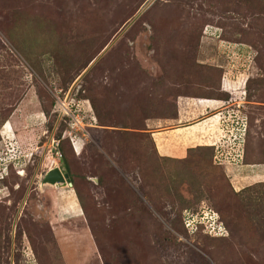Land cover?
<instances>
[{
    "label": "rangeland",
    "instance_id": "1",
    "mask_svg": "<svg viewBox=\"0 0 264 264\" xmlns=\"http://www.w3.org/2000/svg\"><path fill=\"white\" fill-rule=\"evenodd\" d=\"M188 95L235 100L162 158ZM0 264H264V0H0Z\"/></svg>",
    "mask_w": 264,
    "mask_h": 264
},
{
    "label": "crops",
    "instance_id": "2",
    "mask_svg": "<svg viewBox=\"0 0 264 264\" xmlns=\"http://www.w3.org/2000/svg\"><path fill=\"white\" fill-rule=\"evenodd\" d=\"M235 45H240L239 48L235 46L236 50H240L241 45L244 44L238 43ZM237 70L239 68L229 66L226 71ZM225 75L224 70L221 77L220 92L228 91L232 87L231 85H234V80L227 78ZM222 79L227 80L229 83L226 88L222 86ZM227 100L204 96H179L176 98L177 110L174 117L148 118L144 128L149 133L157 154L161 157L182 158L187 154L188 149L197 146H215V139L217 140L219 133V114L222 109L225 110V108L230 107L235 98H231L232 101ZM214 117L217 128L212 132L211 127H209L211 124L209 119ZM171 141L178 142L179 146L169 149L166 144ZM176 152L178 153L177 156H173ZM245 166L253 168L255 165Z\"/></svg>",
    "mask_w": 264,
    "mask_h": 264
},
{
    "label": "trees",
    "instance_id": "3",
    "mask_svg": "<svg viewBox=\"0 0 264 264\" xmlns=\"http://www.w3.org/2000/svg\"><path fill=\"white\" fill-rule=\"evenodd\" d=\"M260 17V16H259ZM25 28V27H24ZM245 44V43H244ZM247 44H249V43H247ZM249 48H250V45H249ZM251 49V48H250ZM255 63H257L258 64V61H257V59H255ZM261 69H262V65H261ZM222 77V76H221ZM221 77H220V83H221ZM222 86L224 87V88H226L227 87V85H229V83H228V81L227 80H224V79H222ZM208 98V97H207ZM209 98H212V97H209ZM173 114H172V116L174 117V115L176 114V103L174 104V106H173ZM58 139V138H57ZM63 142V141H62ZM62 142L60 143V140H59V144L57 145V151H59L60 152V155H61V163L64 165L63 166V170H64V168H65V171L67 172H70V169H69V164H68V160H67V158L65 157V153H64V150H63V148H62ZM152 144V143H151ZM152 147H153V145H152ZM206 148V147H209V146H197V147H194V148H191V149H188V151H190V150H197V149H203V148ZM153 150L155 151V153H156V150H155V148L153 147ZM188 151H187V156H188ZM191 152V151H190ZM158 156V155H157ZM186 156V157H187ZM163 158V157H162ZM166 158H168V157H166ZM169 159V158H168ZM173 161V160H172ZM69 174H71V173H69ZM72 175V174H71ZM74 189H75V187H74ZM75 192H76V194H77V198H78V201H79V203H80V206L82 207V208H84L85 209V207H84V203H83V201H82V199H81V197H80V195L78 194V192L75 190ZM238 192V191H237ZM178 200H177V202H178V207H179V210H181V211H184V210H186L187 209V203H185L184 201H183V199H181L180 197L179 198H177ZM214 210V209H213ZM215 211V224H217L219 227H221L222 228V230H223V233H221V234H217L216 236L215 235H211V234H208V233H203V234H205V235H207V236H209L210 235V237H213V238H222V237H226V230H227V226H226V224L224 223V220H223V218H222V216H221V214H219L216 210H214ZM182 225L184 226V228H185V230L187 229V227L185 226V224L184 223H182ZM198 227H197V230H199V232H201L202 231V229L201 228H203V225L201 224V223H198V225H197ZM199 228V229H198ZM188 230V229H187ZM228 231V230H227Z\"/></svg>",
    "mask_w": 264,
    "mask_h": 264
},
{
    "label": "water",
    "instance_id": "4",
    "mask_svg": "<svg viewBox=\"0 0 264 264\" xmlns=\"http://www.w3.org/2000/svg\"><path fill=\"white\" fill-rule=\"evenodd\" d=\"M37 183L41 189L45 186H71L68 174L61 170L58 166H54L45 170L44 173L39 176Z\"/></svg>",
    "mask_w": 264,
    "mask_h": 264
},
{
    "label": "built area",
    "instance_id": "5",
    "mask_svg": "<svg viewBox=\"0 0 264 264\" xmlns=\"http://www.w3.org/2000/svg\"><path fill=\"white\" fill-rule=\"evenodd\" d=\"M65 112V114L66 115H69V112L68 111H66V110H64ZM72 136V133L70 132V134H69V137H70V139L74 142V140H73V138L71 137ZM59 152L58 151H56V154H58ZM59 156H60V154H58Z\"/></svg>",
    "mask_w": 264,
    "mask_h": 264
},
{
    "label": "clouds",
    "instance_id": "6",
    "mask_svg": "<svg viewBox=\"0 0 264 264\" xmlns=\"http://www.w3.org/2000/svg\"><path fill=\"white\" fill-rule=\"evenodd\" d=\"M61 169V168H60ZM61 170H63V169H61Z\"/></svg>",
    "mask_w": 264,
    "mask_h": 264
},
{
    "label": "bare ground",
    "instance_id": "7",
    "mask_svg": "<svg viewBox=\"0 0 264 264\" xmlns=\"http://www.w3.org/2000/svg\"><path fill=\"white\" fill-rule=\"evenodd\" d=\"M65 103V102H64Z\"/></svg>",
    "mask_w": 264,
    "mask_h": 264
}]
</instances>
